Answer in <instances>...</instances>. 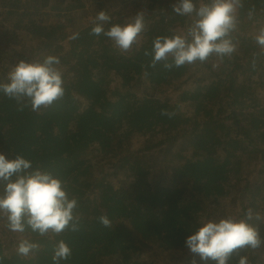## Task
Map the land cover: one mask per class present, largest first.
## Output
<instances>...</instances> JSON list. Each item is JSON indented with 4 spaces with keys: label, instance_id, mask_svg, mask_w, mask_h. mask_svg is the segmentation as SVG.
Returning <instances> with one entry per match:
<instances>
[{
    "label": "trees",
    "instance_id": "1",
    "mask_svg": "<svg viewBox=\"0 0 264 264\" xmlns=\"http://www.w3.org/2000/svg\"><path fill=\"white\" fill-rule=\"evenodd\" d=\"M140 1L121 7L128 9L126 18L108 13L110 20L103 25L107 31L144 12L145 30L130 50L122 52L103 34L90 35L100 8L77 4L67 8L62 0H0L2 16L14 19L36 45L23 46L19 35L0 32V85L9 83V74L19 62H42L53 55L60 59L54 67L62 73L65 88L62 99L36 111L30 98L17 101L0 90V154L7 160L22 156L31 162L22 175L48 173L61 181L68 199L77 201L70 222L75 231L70 226L59 234L49 230L41 236L25 217L24 232H13L7 215L0 216V264H55L60 241L71 249V256L59 264H157L153 260L157 255L166 264H175L179 253L186 255L183 264L195 260L216 264L191 253L186 238L209 220L245 219L249 209L253 218L248 223L258 229L264 250V222L259 216V209L264 212V131H259L264 128L259 115L264 108L246 113L244 134L236 131L247 139V147L254 146L255 152L244 153L245 157L232 151L237 143L229 134L235 129L226 126L223 116L205 113L200 120L196 116L189 131L181 123L189 106L203 107L213 99L222 104L230 90L247 96L264 65V48L256 39L240 43L239 31L246 32L241 28H246L252 13L242 10L247 22L236 23L226 37L236 46L231 55L213 53L204 62L169 70L164 64L174 63L171 54L150 67L153 41L157 36L183 35L191 42L189 32H184L191 15L173 11L180 0ZM250 5L264 13V0H241L238 8ZM74 34L77 38L71 39ZM196 74H200L198 83L182 90L187 75ZM166 85L171 86L175 101L161 103L148 97L163 95L161 87ZM238 105L230 102L231 107ZM80 107L83 111L78 115ZM218 107L216 111L223 110ZM162 110L172 115H161ZM230 111L232 117L234 110ZM159 124L169 127V134L153 143L162 136ZM250 132L257 136H248ZM6 183L0 180V196ZM101 215L110 226L99 222ZM22 241L38 247L22 256L15 250ZM257 249L239 250L228 264H238L241 256L255 264Z\"/></svg>",
    "mask_w": 264,
    "mask_h": 264
},
{
    "label": "clouds",
    "instance_id": "2",
    "mask_svg": "<svg viewBox=\"0 0 264 264\" xmlns=\"http://www.w3.org/2000/svg\"><path fill=\"white\" fill-rule=\"evenodd\" d=\"M240 6L241 0H214L211 5L202 4L197 8L192 0H180L178 5H173V11L181 16L195 13L197 17L189 30L192 40L189 42L183 35L157 36L152 45L150 67L154 68L157 62L166 60L169 54L174 57L173 64H164V68L169 70L196 61L204 62L213 53L220 57L231 55L236 51V46L226 37L236 26V12ZM109 20L105 11H99L94 18L90 35L98 37L103 34L122 52L130 50L145 30L143 11L138 12L131 22L124 25L113 24L107 31L102 23H96ZM77 35L70 38L76 39ZM255 39L264 47V29ZM59 63V57L53 55L46 56L42 62L21 61L10 72L9 83L0 85V90L17 101L22 97L30 98L34 111L41 106L48 107L65 95L62 73L54 67ZM161 115L170 117L172 114L162 110ZM30 167L31 162L22 156L17 155L15 159L7 160L0 154V180L7 182L4 195L0 196V213L7 215L10 230L24 232L25 217L32 231L41 236L46 235L49 230L59 234L70 226L71 230H77L75 224L70 225L77 201L68 199L61 181L48 173L35 171L30 175L21 174ZM14 175L16 179L12 180ZM252 218L253 213L249 209L245 219L227 217L204 222L186 238L185 245L201 261L213 260L216 264H228L230 257L239 250L261 246L258 229L248 223ZM99 222L110 226L105 215L99 217ZM36 247L38 246L34 243L22 241L17 251L18 254L27 256ZM70 256L71 249L60 241L54 251L53 261L59 264L61 259H68ZM238 264H249V261L246 256H241Z\"/></svg>",
    "mask_w": 264,
    "mask_h": 264
},
{
    "label": "rangeland",
    "instance_id": "3",
    "mask_svg": "<svg viewBox=\"0 0 264 264\" xmlns=\"http://www.w3.org/2000/svg\"><path fill=\"white\" fill-rule=\"evenodd\" d=\"M134 1H136V0H108L107 2L102 1V0H82V2H80V0H62V2H63L62 4L64 7H67V8L68 7L74 8L75 4L78 5V8H100V9H98V12L102 11V10L105 11L107 14L112 13V12H118V13H120L118 15L119 18H121L122 15H123V18H126V16L124 14L126 12H128V9L126 10L124 8H121V7L123 5H132V4H130V2H134ZM140 2L142 4H144V3L148 4L147 0H142ZM192 2L194 3V5L197 8H199L202 4H205V3H207V5H211L214 2V0H194ZM250 2H251V0H250ZM81 4L83 5V7H81ZM242 10H249L250 11L249 13H252V18H251V21L248 23V25L245 26L246 28H244V27L241 28V29H245L246 32L243 34L241 31H239V33L242 36L240 38V43H244L247 40H249V41L254 40L256 38V36L260 34V31L262 29H264V13H262V14L257 13L256 10L253 9L252 5L248 6L247 8H237L236 18H240V19H236L237 24H242V23L247 22L246 14H244V16L241 17ZM190 19H191V22L186 26L184 32H189V30L192 28L195 20L197 19V17L195 16V13L191 14ZM13 21H14V19H12L11 17H5L4 15L2 16V10L0 8V32L6 31L9 33L17 34L20 36L19 39L22 42L23 46H31L32 45L34 48H36V45L34 44L35 42L33 41V39H31L26 34V32L24 30H19L18 25L15 24ZM93 21H94V19H93ZM92 22H90V24ZM11 23H13V24H11ZM96 23H98V21H96ZM105 23H107V22H102L103 25ZM1 42L3 43V41H1V38H0V44H1ZM1 46H2V48H4V44ZM262 48H264V47H262ZM4 73H6V72H4ZM197 75H200V74L187 75L188 78L185 79V82L187 81V83L183 86L182 90L191 89V86L197 82V77H196ZM246 77H248V79H249L251 77V75H246ZM181 82H183V81L181 80ZM250 84H251V89L249 88L250 91H247L248 92L247 96L241 95L240 93L234 94L230 90L228 92L225 91L228 93V95L223 97V101L218 100L222 104L215 102L217 99H215V100L213 99L209 103L204 104L203 107H198V105L192 106V107L191 106L187 107L186 110L183 111V115L185 116L186 119L181 122L183 130L189 131L192 128H194V126H195L194 125V119H196V116H197V120H200L201 118L205 117V113H209L213 117L215 115L214 118H216L217 116H220V117L223 116V118H220V119L226 124V126L230 125L231 128L235 129L234 132L232 131V133L229 134V138L231 140H234L237 143V145L232 150L235 153V155H240V154H244V153L246 154L248 152H251V154L254 153L255 152L254 148H252L254 146H251V147L248 146L247 147V145H248L247 139L244 138V135L237 134L238 132H236V131H243V134H244V131L246 129L243 125H245V123L247 122L246 113L254 114V113L258 112V110H260L261 108H264V65L260 71L256 72L255 77L253 79V82ZM243 86H246V85H243ZM161 90L164 92L163 95L148 96V97L153 98V99L157 98L158 99L157 101L161 102V103H165L166 101H168V102L175 101L176 97L173 94V91H172V88L170 85L162 86ZM235 95H239L240 97L236 98ZM230 102H231V104L233 102H235L236 104H239V105L236 107H231ZM218 106H223V110L222 111H216V110H219ZM82 109H83V107L79 108V111H77L78 115L80 112L83 111ZM231 109L234 110V115L232 117L229 116ZM259 115L261 116L262 122H264V109L262 111H260ZM225 118H229L230 120H226ZM158 128H159L158 133H160L162 136L159 137L157 135V137L153 139V143H158L159 141L164 140L166 138V136L169 134L168 133L169 127L163 126L162 124H159ZM165 130H166V132H165ZM259 131L263 132L264 128H261ZM248 136H253V138H254L257 136V134L250 132V133H248ZM170 137H171V135H170ZM240 142H241V144H239ZM135 146L138 147L137 145H135ZM245 147L246 148L250 147V148L248 150ZM262 150H264V147L262 148ZM245 154L240 155V156L245 157ZM259 165H263V162L261 161ZM261 209H259V216L261 218L260 222L262 223V222H264V212L260 213ZM0 216L4 217L5 213H0ZM234 219H235V217H234ZM0 228L3 229L2 224H0ZM15 250H17V248H15ZM187 253H188V256L190 257V253L189 252H187ZM253 256H255L257 258L255 264H264V250H262L261 247H258V249L254 251ZM162 259L163 258L159 255H157L156 257L153 258V260L156 261L157 264H166L165 261H163ZM190 259L192 260L191 257H190ZM182 260L186 261V255H184V253H179V254L174 256L175 264H183ZM193 264H199V261L195 260V261H193Z\"/></svg>",
    "mask_w": 264,
    "mask_h": 264
}]
</instances>
